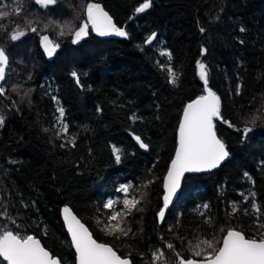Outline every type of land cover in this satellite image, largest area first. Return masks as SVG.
<instances>
[{"label": "trees", "instance_id": "1", "mask_svg": "<svg viewBox=\"0 0 264 264\" xmlns=\"http://www.w3.org/2000/svg\"><path fill=\"white\" fill-rule=\"evenodd\" d=\"M143 2L57 0L44 8L35 0H3L13 8L22 3L23 11L0 21L9 25L0 31V47L9 56L6 79L0 81L6 89L0 97L6 116L0 127V213L7 210L15 220L0 215V225L35 236L62 264H75L60 221L62 207L97 243L131 264H151L156 249L165 257L157 264H178L177 253L201 261L189 251V242L210 240L221 246L228 229L245 238H258L264 230L257 228L251 209L253 202L260 206L264 223V124L257 121L246 138L238 131L258 110L264 117V0H151L150 8L135 13ZM87 3L100 4L127 36L104 40L91 25L75 44L71 34L59 36L50 21L78 28L87 21ZM25 20L38 31L25 28ZM14 23L27 32L17 41L9 38ZM153 32L156 37L147 45ZM40 35L60 44L53 56L44 54ZM161 51L171 53V59ZM197 61L207 66L209 87L220 97L223 119L213 122L229 156L214 172L184 178L177 201L161 221L162 183L175 154L183 109L206 94ZM169 67L179 77L176 86L168 82ZM57 107L64 109L68 125L60 138L55 134ZM72 136L75 146L67 143ZM134 136L148 149L140 148ZM113 146L121 150L119 163ZM149 180L153 183L142 188ZM123 184L132 185L130 194L137 199L147 195L137 206L141 210L125 217L132 231L117 239L104 229L111 210L103 205L123 200L124 193L117 191ZM115 207L123 209V204Z\"/></svg>", "mask_w": 264, "mask_h": 264}, {"label": "snow or ice", "instance_id": "2", "mask_svg": "<svg viewBox=\"0 0 264 264\" xmlns=\"http://www.w3.org/2000/svg\"><path fill=\"white\" fill-rule=\"evenodd\" d=\"M35 3L41 7L47 8L49 5H54L57 0H35ZM151 7V0H144L138 7L135 8V13H143L146 9ZM23 11L22 3H18L16 7L4 4L0 0V21H4L13 15H20ZM87 21L82 23L78 28L74 27L70 22L61 24L57 21H50L51 24L59 29L58 35L63 37L65 35H72V43H77L82 36L87 35L89 25L93 31L99 35L115 34L118 36H127V32L113 23L112 17L106 12L98 3H87L86 5ZM9 25L0 23V31H6ZM25 28H28L33 33L38 29L31 26V21H24ZM47 27V25L45 26ZM204 31L203 28L200 29ZM241 31H244L242 28ZM27 32L21 27L19 23L12 25V31L9 34L11 41H17L25 36ZM156 33H152L147 37L146 43L151 44L155 39ZM40 44L44 49L47 56L51 57L60 47L58 42L50 39L48 35H40ZM206 49L201 50L203 55ZM161 56H167L171 59V53L161 51ZM9 64V56L3 47H0V81L6 79V69ZM197 68L200 80L203 82L204 95H200L192 102L188 103L183 109V116L179 122L177 145L175 149V157L171 161L167 175L164 178V196L163 207L160 208L158 216L163 221L165 219V210L172 202L173 196L176 195L177 190L180 188V179L186 172H203L218 167L222 161L228 156L229 152L225 143L218 138L214 125V118L222 120L221 115V100L220 97L209 87L207 66L200 61H197ZM168 82L176 86L179 77L171 67L167 68ZM71 75L76 78V83L79 84V76L76 72ZM16 91V88H13ZM237 94L240 88L237 87ZM29 92H25L24 96L27 97ZM6 96V89L0 85V97ZM55 99V97H53ZM31 100H29V104ZM12 106H16L13 101ZM56 111L59 116L56 118L57 124L60 127L56 130V137L60 138L61 134H67L68 125L63 123L64 109L57 107ZM133 121L137 119L135 114L131 117ZM6 120L5 114L0 111V127H3ZM257 121L264 124V117L257 113L252 114L248 120L245 121L244 127L238 129L243 133L246 138L248 133L253 131L254 125ZM229 127L234 125L223 120ZM56 128V125H53ZM45 132L49 129H44ZM134 139L139 144L140 148L147 150L149 145L144 143L140 136H134ZM75 136L70 137L67 143L75 146ZM61 144L60 147H64ZM112 155L115 157L117 163L121 160V150L116 146L112 147ZM247 177L248 174L245 173ZM251 179L250 177H248ZM153 181L149 180L141 185L142 188L147 189ZM132 189L131 184H123L117 189L118 192L124 193L122 201L107 200L103 207L110 209V214L106 217L104 229L108 235H112L119 239L120 237H127L132 231L131 228L126 226L125 217L131 215L133 210H141L137 206L144 200L147 192L145 191L140 199H137L135 194H130ZM254 197L255 193H251ZM131 197V198H130ZM248 197H245L247 200ZM118 203L123 204V209H117L115 206ZM198 208L200 206H197ZM202 207L208 208V204ZM252 212L257 217V228L264 229V223H260V206L255 202L251 205ZM64 221L67 230L71 235L72 247L75 249L76 264H131L128 258H121L107 244L97 243L89 233L88 229L72 214L68 207L63 208ZM236 211L233 208V213ZM247 215L248 212L245 211ZM2 216H7L13 224L15 220L9 216L7 210L0 213ZM115 221V223H113ZM99 223V221H98ZM210 223V221H205ZM19 227V226H17ZM258 238H245V235L239 230L228 229L227 234L222 237V245L217 246L213 241L197 239L196 243L189 242V251L195 257H203V260L197 261L192 258H179L180 254L177 253L178 264H264V230L258 231ZM183 239V238H180ZM167 248L173 249L174 245L168 243ZM0 257L7 264H62V261L53 257L47 251L41 242L33 235L22 236L18 231L14 232L9 229L6 224L0 225ZM151 264H157L158 261L164 262V253L159 249L151 253Z\"/></svg>", "mask_w": 264, "mask_h": 264}, {"label": "water", "instance_id": "3", "mask_svg": "<svg viewBox=\"0 0 264 264\" xmlns=\"http://www.w3.org/2000/svg\"><path fill=\"white\" fill-rule=\"evenodd\" d=\"M102 7V6H101ZM86 17H87V14H86ZM113 20V19H112ZM113 23L115 24V22H114V20H113ZM97 33V32H96ZM98 34V33H97ZM99 35V34H98ZM102 39H104V40H113V39H116V38H118L119 36L118 35H115V34H109V35H104V36H101V35H99ZM154 40V39H153ZM147 45H149L148 43H146ZM43 48V47H42ZM43 52H44V49H43ZM45 53V52H44ZM46 54V53H45ZM182 116H183V113H182ZM182 116H181V119H182ZM180 119V120H181ZM178 128H179V125H178ZM177 137H178V129H177V134H176V141H177ZM144 150V149H143ZM175 157V154H174V156H173V158ZM228 160V157L224 160V161H222L221 162V164L218 166V167H216V168H214V169H211V170H208V171H203V172H195V173H193V172H186V173H184V175L181 177V179H180V185H181V182L184 180V178H186L187 176H193V175H202V174H207V173H211V172H214V171H216L218 168H220L221 166H223V164L226 162ZM170 165H171V162H170V164H169V166H168V169H169V167H170ZM168 169H167V172H168ZM167 172H166V175H167ZM165 175V176H166ZM165 178V177H164ZM164 179H163V183H162V193H163V196H164V192H165V190H164ZM179 194H180V188L177 190V193H176V195H174L173 196V199H172V202L169 204V206H168V208L166 209V210H168V209H170L172 206H173V204L177 201V198H178V196H179ZM163 196H162V202H163ZM63 208L64 207H62L61 209H60V211H59V215H60V221H61V224H62V226H63V229H64V233L66 234V236L68 237V240H69V242H70V245H71V248H72V251H73V253H74V256H75V264H76V254H75V249H74V247H72V243H71V235L69 234V232H68V230H67V226H66V224H65V221H64V214H63ZM165 210V211H166ZM71 211V210H70ZM72 212V211H71ZM72 214L73 215H75L73 212H72ZM76 216V215H75ZM76 218H77V216H76ZM78 219V218H77ZM79 220V219H78ZM80 221V220H79ZM80 223L81 224H83L81 221H80ZM84 225V224H83ZM84 227L85 228H87L85 225H84ZM88 229V228H87ZM89 231V230H88ZM89 233H90V231H89ZM91 234V233H90ZM91 236H92V234H91ZM93 238V237H92ZM42 245V244H41ZM221 245H222V243H221ZM0 260L1 261H3V258L2 257H0ZM4 263H6L7 264V262L6 261H3Z\"/></svg>", "mask_w": 264, "mask_h": 264}, {"label": "rangeland", "instance_id": "4", "mask_svg": "<svg viewBox=\"0 0 264 264\" xmlns=\"http://www.w3.org/2000/svg\"><path fill=\"white\" fill-rule=\"evenodd\" d=\"M47 55V54H46ZM70 61H71V59H70ZM1 83V82H0Z\"/></svg>", "mask_w": 264, "mask_h": 264}]
</instances>
